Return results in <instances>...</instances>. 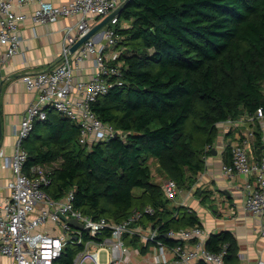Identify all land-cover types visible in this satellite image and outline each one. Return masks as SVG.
<instances>
[{
	"label": "trees",
	"instance_id": "trees-1",
	"mask_svg": "<svg viewBox=\"0 0 264 264\" xmlns=\"http://www.w3.org/2000/svg\"><path fill=\"white\" fill-rule=\"evenodd\" d=\"M119 17L124 82L93 104L118 133L81 144L79 126L50 110L24 140L27 166L52 165L45 190L55 199L73 190L75 207L95 218L119 222L152 205L155 213L141 221L157 226L158 238L173 245L171 228L203 222L195 209L171 206L149 160L155 157L186 189L205 168L217 123L264 109V0H132ZM109 235L106 228L96 239ZM90 237L84 232V241ZM126 240L143 251L149 247L137 237ZM225 244L231 264L238 246L231 232L211 234L206 242L211 251ZM84 246L69 242L52 264H74Z\"/></svg>",
	"mask_w": 264,
	"mask_h": 264
},
{
	"label": "built area",
	"instance_id": "built-area-1",
	"mask_svg": "<svg viewBox=\"0 0 264 264\" xmlns=\"http://www.w3.org/2000/svg\"><path fill=\"white\" fill-rule=\"evenodd\" d=\"M124 1L69 0L56 3L53 0H0V40L7 44L6 50L0 54V67L20 51L21 24L26 18L47 23L57 21L61 16L78 15L76 23L65 27L59 64L53 69L24 77L27 88L35 91L37 97L28 105L20 125L16 127L15 150L6 161L7 168L13 172L9 180L11 193L0 202V253L13 257L15 264H52L69 242L85 243L74 264H138V257L144 256L146 264H169L171 255L181 264H229L226 260L227 244L219 251L209 250L206 246L209 236L202 225L171 228L167 235L176 243L167 245L158 238L157 226L141 221L145 213H155L152 205L133 209L127 218L119 222L107 217L95 218L75 207L73 190L58 199L45 190V186L52 182V165L27 166L29 156L24 140L38 121L48 118L50 110L69 117L79 126L81 144L92 146L118 133L112 124L98 116L93 104L114 85L124 82L122 49L118 46L121 38L118 32L120 14H115L104 26L102 40L98 41L92 35L75 51L72 47L93 27L91 19L106 17ZM27 5L33 6L31 13L20 10ZM86 57L93 58L96 71L89 80H78L75 66ZM227 120L234 124L232 118ZM250 120L260 122L264 127L263 107L250 114ZM126 135L127 132H123V136ZM250 135H254L253 129ZM248 146V138L235 143L232 146V163L224 165V169L230 176L234 172L246 176L245 206L261 216L260 231L264 234V156L251 160ZM162 185L170 199L176 198L182 189L172 178H167ZM189 210L194 208L189 207ZM62 214L67 218L64 219ZM72 217L81 221L87 231L74 227L68 221ZM49 224L53 229L44 228ZM106 228H111V235L97 240L96 237ZM84 232L91 236L85 241ZM127 237H137L149 247L143 251L140 246L127 243ZM102 253L105 261L102 260ZM257 264H264V260L260 259Z\"/></svg>",
	"mask_w": 264,
	"mask_h": 264
},
{
	"label": "crops",
	"instance_id": "crops-1",
	"mask_svg": "<svg viewBox=\"0 0 264 264\" xmlns=\"http://www.w3.org/2000/svg\"><path fill=\"white\" fill-rule=\"evenodd\" d=\"M53 1L66 3L69 0ZM20 10L31 13L33 6H23ZM102 19H91L90 24L94 26ZM77 20V14L61 16L57 21L47 23H37L31 17L26 18L21 24L20 51L0 67V202L11 193L9 180L13 177V172L7 168L6 161L15 150L16 127L20 125L28 105L37 97L35 91L27 88L24 77L53 69L59 64L65 27ZM103 29L104 27L93 34L98 41L103 39ZM6 48L7 44L0 40V54ZM75 68L78 80L87 81L96 71L92 57H86ZM232 119L234 124L228 120L217 123L218 136L206 154L204 170L197 175L190 187L181 189L179 195L172 199L171 206L194 208L208 236L223 231L231 232L238 244L237 254L231 264H257L260 259L264 260V234L260 231L262 219L245 206L246 176L237 172L230 176L224 165L232 163V146L244 138L249 139L248 154L251 160L264 156V127L256 131L257 122L250 120V113ZM251 129L254 130V135H250ZM149 162H155L154 180L165 181L168 176L160 169L157 159L151 157ZM44 228L53 229L52 224ZM138 258V264H146L145 256ZM171 259L169 264H181L174 255H171ZM0 264H15V260L0 253Z\"/></svg>",
	"mask_w": 264,
	"mask_h": 264
},
{
	"label": "water",
	"instance_id": "water-1",
	"mask_svg": "<svg viewBox=\"0 0 264 264\" xmlns=\"http://www.w3.org/2000/svg\"><path fill=\"white\" fill-rule=\"evenodd\" d=\"M132 0H125L124 3L122 5H120V7H118L115 11H113L111 14L107 15L106 17H104L102 19V21H100L99 23H97L96 25H94L90 31L84 35L83 37H81L72 47V50L75 51L84 41H86L88 38H90L93 34H95V32H97L98 30H100L102 27H104L107 22L115 15V14H121L123 12V10L126 8V6L131 2ZM1 124V122H0ZM64 219H66V215L62 214L61 215ZM74 227L76 228H80L83 229L85 231H87V229L84 228L83 223L81 221H79L77 218L72 217L68 220Z\"/></svg>",
	"mask_w": 264,
	"mask_h": 264
},
{
	"label": "rangeland",
	"instance_id": "rangeland-1",
	"mask_svg": "<svg viewBox=\"0 0 264 264\" xmlns=\"http://www.w3.org/2000/svg\"><path fill=\"white\" fill-rule=\"evenodd\" d=\"M151 168H152V173H155L156 171V166H155V162L151 163ZM154 179H156L155 175L153 176ZM159 182H164L162 179L159 180ZM136 191H139V189L137 188ZM102 260L105 261V256L104 253H102ZM84 264H92V263H84Z\"/></svg>",
	"mask_w": 264,
	"mask_h": 264
}]
</instances>
